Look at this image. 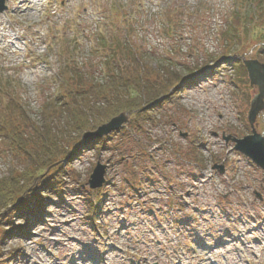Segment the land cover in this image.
<instances>
[{"label": "rangeland", "instance_id": "rangeland-1", "mask_svg": "<svg viewBox=\"0 0 264 264\" xmlns=\"http://www.w3.org/2000/svg\"><path fill=\"white\" fill-rule=\"evenodd\" d=\"M20 1L7 0L0 13V80L12 83L9 94L32 121L60 92L69 64L103 83L108 70L133 75L138 64L158 93L173 85L171 75L180 81L149 120L135 122L134 111L102 148L73 150L63 161L67 174L54 177L57 188L46 175L31 180L21 202L0 217V264H28L25 253L33 264H264V170L225 139L252 133L247 115L256 90L240 58L264 63L260 28L242 45L228 34L246 4L33 0L18 11ZM251 19L264 29V9ZM196 67L202 72L189 76ZM100 110L82 134L114 116ZM255 129L264 134V110ZM98 161L107 165L100 192L88 182ZM21 164L0 138V177Z\"/></svg>", "mask_w": 264, "mask_h": 264}, {"label": "trees", "instance_id": "trees-1", "mask_svg": "<svg viewBox=\"0 0 264 264\" xmlns=\"http://www.w3.org/2000/svg\"><path fill=\"white\" fill-rule=\"evenodd\" d=\"M255 2L261 7L264 6V0ZM252 6H249L246 11L237 12L233 20L235 28L232 31L228 30V34L234 36L235 42H238L239 45L246 43V39L249 41L255 26L261 29L251 19L257 15V10L252 9ZM170 20L173 23V19ZM242 31L246 34L244 38H242ZM259 34L264 35V29ZM226 36L228 37L227 33ZM232 36L227 38V41H232ZM145 68L138 64L135 65L133 75L126 74L116 68L110 69L106 72L109 77L107 81H109L103 83L102 80L93 77L94 73L71 64L66 65L62 70L60 92L52 96L51 101H47L43 106L40 121L30 119L25 104L17 94H9L12 83L5 79L0 80V93L4 97L0 100L2 106H0V138L4 142V146H7V154L23 163L21 169H11L8 175L0 177L1 218L8 209L15 207L22 195L33 186L30 184L32 179L44 174L46 175L45 181L51 182L48 183L50 188L58 187V179L54 177L59 175L60 178H63L67 174L63 161L69 157L73 150L75 151L83 144L81 132L89 128L88 123L94 118V112H101L100 107H104L106 114L112 112L110 116H115L120 113L116 111L118 109L115 107L120 108V105L125 102V108L122 111L133 113L139 110V117L135 121L139 123L149 120L153 116L154 107L146 110L144 108L159 99L163 100L161 104L166 102V97L178 84L180 77H176L173 73L174 75L170 76L174 77L173 85L166 84L161 89L162 92L158 93L153 88L155 85L152 83L155 82L145 80ZM198 70L199 68L196 67L194 70H190L188 75L193 76L199 73ZM90 83L94 85L88 86ZM67 88H70L68 98H61L60 96ZM8 95L11 98L7 97ZM95 95L98 98L91 101L90 98L93 99ZM61 114L65 115V120L57 125L59 121L54 122L53 120L55 117L59 119ZM106 141L107 139H103L94 144L99 149L104 146ZM72 143L76 144L72 146ZM5 232L7 231H4L3 234Z\"/></svg>", "mask_w": 264, "mask_h": 264}, {"label": "water", "instance_id": "water-1", "mask_svg": "<svg viewBox=\"0 0 264 264\" xmlns=\"http://www.w3.org/2000/svg\"><path fill=\"white\" fill-rule=\"evenodd\" d=\"M5 8V0H0V11H3ZM245 64L249 70L251 83L258 89V93L252 100L249 112V120L253 125L259 112L264 109V64L254 59L245 60ZM129 121L130 114L127 112H122L112 117L108 122L99 125L95 130L85 132L83 135L85 144L107 136L112 131L120 130ZM229 138L231 137H227V140ZM232 140L236 142V149L252 157L259 166L264 168V137L262 135L256 133L254 130L253 135L245 136L243 139L232 138ZM106 171L107 165L98 161L89 179L91 188L96 189L103 186L106 181ZM221 171L223 172V167H221Z\"/></svg>", "mask_w": 264, "mask_h": 264}, {"label": "bare ground", "instance_id": "bare-ground-1", "mask_svg": "<svg viewBox=\"0 0 264 264\" xmlns=\"http://www.w3.org/2000/svg\"><path fill=\"white\" fill-rule=\"evenodd\" d=\"M32 3H33V0H21L20 2H19V5H17L16 6V10H18V11H22L23 9H27V8H29L31 5H32ZM3 29V28H2ZM65 222L66 223H68V224H70L71 223V220L70 219H65ZM31 239H34V238H31ZM21 249L23 250V248H24V244H21ZM223 247V246H222ZM23 259H24V261L25 262H27L28 264L30 263V264H33V262H32V256L30 255V254H27V253H25L24 254V256H23ZM76 264V263H75Z\"/></svg>", "mask_w": 264, "mask_h": 264}]
</instances>
